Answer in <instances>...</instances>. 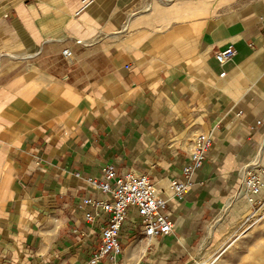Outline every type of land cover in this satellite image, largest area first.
Segmentation results:
<instances>
[{
    "label": "crops",
    "instance_id": "1",
    "mask_svg": "<svg viewBox=\"0 0 264 264\" xmlns=\"http://www.w3.org/2000/svg\"><path fill=\"white\" fill-rule=\"evenodd\" d=\"M86 1L0 0V264H85L106 216L89 224L79 204L110 197L86 182L107 164L147 174L173 222L147 237L132 208L118 264H182L251 210L238 198L264 166V0ZM200 135L212 146L179 199Z\"/></svg>",
    "mask_w": 264,
    "mask_h": 264
},
{
    "label": "built area",
    "instance_id": "2",
    "mask_svg": "<svg viewBox=\"0 0 264 264\" xmlns=\"http://www.w3.org/2000/svg\"><path fill=\"white\" fill-rule=\"evenodd\" d=\"M91 0H87L89 3ZM237 54L233 46L217 53V59L221 64L232 60ZM63 55L71 58L73 53L65 49ZM212 146V138L200 135L196 138L189 163L184 167V180L174 181V195L183 199L192 186L193 174L202 167L206 156L205 153ZM264 166L256 167L252 164L244 170L243 186L250 192L249 201L253 206L263 204L259 194L262 190V174ZM80 176V173H76ZM117 178V170L113 164L103 167V177H87L86 182L102 194L109 195L108 199L98 197L83 198L79 204L80 208L89 207L85 213L87 223H94L102 218L104 223L101 227V242L95 249L90 259L85 264H100L108 261L109 264H118V257L123 253L124 247L120 241L124 222L127 220L132 208L136 209L143 231L147 237L154 238L169 235L173 231V222L167 212V201L161 197L155 188L151 178L147 174L127 173ZM114 181V182H113Z\"/></svg>",
    "mask_w": 264,
    "mask_h": 264
},
{
    "label": "rangeland",
    "instance_id": "3",
    "mask_svg": "<svg viewBox=\"0 0 264 264\" xmlns=\"http://www.w3.org/2000/svg\"><path fill=\"white\" fill-rule=\"evenodd\" d=\"M263 181V180H262ZM245 190V191H244ZM247 198L244 187L239 200ZM235 201L232 200L231 204ZM260 206H251L249 215L233 226L221 228L220 240H217L214 224L209 227V237L201 236L197 248L199 251L182 264H264V199ZM214 231V232H213ZM209 238V240H208ZM120 241L121 236H120ZM214 241V242H211Z\"/></svg>",
    "mask_w": 264,
    "mask_h": 264
},
{
    "label": "bare ground",
    "instance_id": "4",
    "mask_svg": "<svg viewBox=\"0 0 264 264\" xmlns=\"http://www.w3.org/2000/svg\"><path fill=\"white\" fill-rule=\"evenodd\" d=\"M264 186V182H263V184H262V187ZM247 190V189H246ZM245 191V190H244ZM250 192H248L247 191V197H248V199L250 198ZM202 264H211V263H205V262H203Z\"/></svg>",
    "mask_w": 264,
    "mask_h": 264
}]
</instances>
